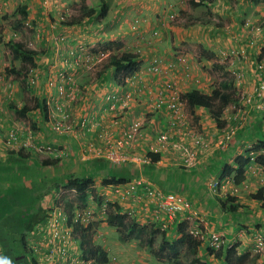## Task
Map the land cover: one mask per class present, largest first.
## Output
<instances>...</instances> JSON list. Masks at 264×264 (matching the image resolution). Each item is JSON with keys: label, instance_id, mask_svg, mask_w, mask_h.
I'll list each match as a JSON object with an SVG mask.
<instances>
[{"label": "crops", "instance_id": "obj_1", "mask_svg": "<svg viewBox=\"0 0 264 264\" xmlns=\"http://www.w3.org/2000/svg\"><path fill=\"white\" fill-rule=\"evenodd\" d=\"M246 3L251 6L245 5ZM204 4L207 5L202 10L204 5L191 7L187 0H0L1 10L10 11V15H18L19 6L24 8L25 15L21 27L26 29L27 33L25 41L19 42L26 45L33 43L36 47L42 46L46 50L45 54L35 52V77L24 81L27 83L29 96L24 97L18 93V87H13L11 91L17 110L30 107L25 116L36 129H33V132L25 130V134L21 133L23 137L13 147L5 145V134L16 128L20 129L23 121L14 114L12 106H7L4 102L7 85L0 81V190L12 192L7 203L0 201V207H14L11 213H4V209L0 213V219H5L6 214H12L14 222L18 224L17 231L24 235L28 243L29 255L30 247L32 254L37 258L34 248L38 246L37 240L41 238L42 233H39L38 227L45 222V209L51 208L60 195V185H65L72 177L89 176L93 179V184L86 190V205L74 206L93 210V218L89 222L92 241L107 252V264H186L190 261L191 251L194 250L206 264H226L224 260L216 259L214 252L208 249L207 243L201 241L199 246L190 250L185 243L173 250L168 249L174 251L182 247L187 248V261L180 259L179 253L172 255L173 258L178 256L177 260L174 258L176 262L171 258H168V262L163 261L158 255L162 241L174 242L182 235V229L184 233L189 234L190 230L196 227L209 234H222L227 245L238 243L237 255L245 251L250 253L245 264H264L260 258L255 259L251 254L255 233L264 236V166L251 161L246 168L244 181L238 185L234 184L232 177L219 181L225 164L232 165L236 156L243 154L257 142L264 141V105L260 100L254 99L250 104L239 102L235 110L223 111L224 127L233 126L234 132L228 144L219 148L215 142L223 136L222 128L216 125L206 109L189 108L182 97L191 89L210 94L216 86L222 90L233 89L236 93L242 91L252 94L255 87L264 83V70L256 69L258 48L264 44V35L260 39L256 38L258 42L253 46L249 45L248 43L254 40L245 42V39H248V34L245 33L247 29L241 27L240 21L242 16L249 18L255 15L263 19L264 6L259 0H211ZM102 5L106 9L103 17L100 14ZM208 9L210 15L206 16ZM182 11L192 13L200 20L185 18V21L179 24L167 20L171 12ZM134 17H140L142 20V27L138 32L130 30ZM0 23L4 25L3 20H0ZM261 23L264 33V21ZM7 28L4 26V30ZM155 28L160 33L168 28L173 37L162 34L161 38H152L151 31ZM37 34H40V37L36 36ZM57 34L64 37L63 42L54 40ZM249 34L250 38H253V35ZM128 39H131V42L125 45L124 42ZM114 41L122 44L124 50H131L137 42L141 43V54L138 58L140 68L137 76L129 80L132 85H126L124 80L123 84L116 83L113 69H100L101 65L95 68V73L91 74L86 84H80V72H74L72 67L68 66L77 92L76 98L65 102L64 105L70 110L73 109L78 117L80 113H88L90 108L101 106L102 102H92L103 99L108 92L113 91L120 95L132 93L133 100L124 114H113V120L108 119L111 116H104L106 122H101L102 127L111 129L113 144L122 141L115 148L118 147L122 154L134 157L119 163L109 161L103 153L98 154L89 147L93 144L96 145L93 148L102 145L97 135L92 136L97 133L98 127L87 135H81L80 132L58 134L52 131L47 122L49 119L46 108L45 112L43 110V103L45 106H51L58 97L56 88H48L47 84H56L57 81L59 83L54 70L56 65L64 60L65 48H78L89 43L94 47H106L111 42L114 45ZM55 45L61 47L56 48ZM177 47V51L174 50ZM242 47L246 54L240 52ZM179 50L184 55L183 65L175 62L173 58L174 53ZM155 53L160 56L161 65L157 74H150L145 68ZM58 58L55 63L54 59ZM49 63L54 67L50 73L44 71ZM184 65L187 68H183ZM228 71L235 72L241 80L233 82ZM214 77L218 78V82L213 81ZM167 82L173 83L181 96L182 102L177 111L181 121L175 118L166 103L159 107L154 106L157 99L162 102L169 100ZM136 118L142 119V127L134 140L126 144L123 134ZM160 132H168L170 143H177L179 148L169 146L162 151L157 150L160 159L152 162L148 153L155 151L154 136ZM196 133L210 143L209 149L201 150L192 144L191 135H197ZM36 143L49 145L56 154H38L34 148ZM183 147L195 149L198 159L192 165L182 162L179 154L181 155ZM56 156L60 160L53 167H41L42 159ZM145 158L149 159V163L143 161ZM108 176L122 177L126 181L122 184H103L102 180ZM134 179L145 180L147 186L155 189L183 195L190 203L189 209L169 218L159 209L155 199L146 194L144 185L127 196L125 187ZM216 181L217 187L213 189ZM260 189L261 199L252 198L251 195ZM2 195L5 197V194ZM227 196L234 197L236 202L245 203L248 207L243 211H224L217 198L225 199ZM1 197L0 195V200ZM98 197L103 200L100 201ZM111 198L113 203L118 205L120 213L128 214L129 220L133 219V223L135 221L143 228L133 227L132 233H129L128 224L122 232L109 225L105 207H109L106 202L111 203ZM35 205L42 209L44 217L30 227L26 223L30 215L25 217V214L26 210ZM100 236L103 239L101 242L97 240ZM149 239L152 241L150 244ZM71 252L78 259H85L83 248L76 239L75 244L71 246ZM6 261L0 245V264H7Z\"/></svg>", "mask_w": 264, "mask_h": 264}, {"label": "built area", "instance_id": "obj_2", "mask_svg": "<svg viewBox=\"0 0 264 264\" xmlns=\"http://www.w3.org/2000/svg\"><path fill=\"white\" fill-rule=\"evenodd\" d=\"M170 17L173 18L174 16L171 14ZM86 47L87 46H81L80 50H83L82 48ZM74 51L76 52L75 54L73 53ZM78 52L80 51L77 49H71L69 51V58L65 59L66 66H68V63L72 62L78 67L85 66L87 68H97L108 55V52H104L100 49L94 50L93 53H87L84 51L81 55L78 54ZM77 55L79 56L76 57ZM175 60L178 63H182L184 56L178 54L175 56ZM159 61L160 60L158 58L153 59L152 64L148 68L150 74H157V72H159ZM257 68L259 70L264 69V56L258 62ZM185 71L189 72V70ZM34 72V68L29 69V78H32V74ZM66 72L67 71L59 69L56 73L59 83L57 81L56 84H54V82H49L47 84L48 88L55 87L58 92L57 99L52 102L53 105L49 106L48 123L50 124L52 131L58 134L73 131L75 123H78L79 126L84 128L86 131H91L95 126H99L100 124L97 122H92L94 120H89L87 116L80 115L75 117L73 113L74 110H70L64 105L65 102L74 100L76 98L77 92L73 76ZM166 88H168L170 91L169 100L162 102V100L157 99L154 102V106L159 107L166 103L167 107L170 109L175 118L181 121V116L177 114L182 102L178 88L171 82L166 83ZM11 91L12 90H8V96L12 95ZM239 99L240 102L243 101L245 104H250L254 99H258L261 101L260 103L264 105V83H261L259 86L255 87L252 94H241ZM131 100H133V95L131 92H126L122 95L116 94L115 92H109L104 96L105 109L110 111L112 114L119 116L117 113L120 112L124 114ZM233 107L237 108L238 106L234 104ZM142 124V119L140 118H136L131 121L129 128L126 129L123 134V141L126 144H129L130 141L134 140L136 135L139 134ZM108 129L109 127L105 128L100 126L97 136L101 138L103 147L96 148V152L98 154L103 153L106 158L113 163H119L124 160L133 159L134 157L119 152L118 147L115 148L117 144H120L122 141H119L117 144H113L111 140L112 132L111 129ZM18 130L19 128H16L14 131H10L6 134V140L4 142L5 145L13 147L16 143H18ZM222 132L223 136L217 139L215 142L216 146L219 148H223L228 144V141L233 135L234 127L227 126L226 128L222 129ZM196 134L197 135H191L192 144L201 150L209 149L210 143L206 141L205 138L200 134ZM169 136L170 134H166V132H160L157 134L155 140L156 142L153 143V148H155L154 152H157V150L162 151L169 146L179 148L177 143H170ZM39 149L47 150L49 153H55V151L52 150L50 146H44L43 144H41ZM180 153L181 155L179 154V156L181 157L182 162H184L186 165H192L196 159H198L197 153L193 148L183 147ZM136 159L139 160L138 157H136ZM143 161L149 163V159L147 158L143 159ZM145 183L146 181L141 179L131 180L125 187V194L129 196L134 191H136L137 188L144 185L146 194L155 199L159 209L162 210L169 218H173L175 214L183 211L186 212V210L189 209L190 203L183 195L155 189L147 186ZM217 184L218 182L216 181L212 188L215 189ZM61 193L62 192L60 191V195ZM60 195L57 197L53 206L48 209L45 222L40 224L38 227L39 233H42L40 234L41 238L37 240L38 246L34 248L35 252L37 253V258H35L37 259L38 264H88L81 258L78 259L77 257L71 256L73 254L71 252V246L75 244L73 226L76 224H88L93 218V210L88 207L76 208L70 214L60 201ZM190 233L199 241L206 242L207 245L214 250L218 249V247H220L221 243L224 241L220 234H209L201 231L199 228L190 230ZM254 250L260 253V255L264 254V239L260 235H257L256 237Z\"/></svg>", "mask_w": 264, "mask_h": 264}, {"label": "trees", "instance_id": "obj_3", "mask_svg": "<svg viewBox=\"0 0 264 264\" xmlns=\"http://www.w3.org/2000/svg\"><path fill=\"white\" fill-rule=\"evenodd\" d=\"M209 2H211V0H207L206 3ZM189 4L192 7H196L198 5H201L202 2H196L194 0H190ZM102 6L103 7L100 11V14L103 17L106 13V9L104 5ZM17 10L19 11L20 15L16 18V21L19 25H21V21L25 15L24 8L19 6ZM186 14L187 13H185L184 15ZM206 15H210L209 9L207 10ZM187 17L193 18L195 20H200L199 17H195L192 14H187ZM111 43H108L107 45ZM9 44H10L9 46L11 47V52L13 57L15 59L20 60V66L16 70V73H18L25 81L28 79L27 73L29 68L36 66L35 51H32L27 47L26 44L19 42L18 40H15L13 38L9 39ZM117 45L119 46L120 43L119 44L116 43V46ZM139 57L140 56L136 51H130V50H125L122 52H114L108 55L106 59V67L113 68L114 77L116 75L115 77L116 83L118 82V84L119 83L123 84L124 82H122L123 81L122 79L124 78V76L132 75L139 69V64H140V61L138 60ZM11 71H15V70L11 69ZM3 77L4 76H0V80L1 79L3 80L4 79ZM182 97L185 99L189 108L198 107V108L206 109L210 117L215 121L216 125L219 128H224L225 126V122L224 120H222V114L226 106L230 103L232 104L233 102L235 103L240 102L239 96L235 90L233 89L222 90L216 87L212 89L210 94H205L198 89H191L186 91L182 95ZM27 109L25 107H22L19 110L15 108L16 112L21 116L26 115L25 112L27 111ZM43 110L45 112L44 103H43ZM148 155L151 158L152 162H157L160 159L159 152H149ZM59 160L60 159L56 156L50 159H42L40 161V164L41 167L43 168H51L53 167V165L58 163ZM251 161H253L254 163L260 166H264V141L257 142L256 144L252 145L250 149L246 150L243 154L236 156L232 165L225 164L220 172L219 181L224 178L232 177L234 184L238 185L242 183L245 179L246 168L248 167ZM125 181L126 180L122 177L117 178L113 176H108L102 180V183L122 184ZM92 184H93V179L89 176H86V177L69 178L65 185L68 188H74L78 200L81 202V205L85 206L87 201L85 193L86 190L89 187H91ZM260 192L261 189L257 193L252 194L251 197L254 199H261L262 195ZM98 199L101 201L100 197H98ZM217 200L221 208L227 212L243 211L246 210V208L248 207L247 204L242 202H236L235 198L230 196H227L225 199L217 198ZM106 205H109V207H105L107 223L111 226H115L118 232H120L123 229H126L127 224L128 227L130 228L129 233H132L133 227H137L139 229L143 228L140 227L139 224H136L135 221L133 223L131 221L133 219L129 220L128 214L120 213L118 211V205L116 204V202L115 203L106 202ZM65 208L67 207L65 206ZM1 212L2 211H0V213ZM4 216L5 219H3L1 225L7 223L8 227L4 229L0 225V245L2 247L4 257L7 260L6 261L7 264H38L37 259L30 257L31 255L27 253L28 243L24 238L23 234H21L20 237L22 252L18 254L14 252V242L16 240L15 238L12 237L15 235V230H17L18 224L14 222L12 214H6ZM181 231H182V235L178 239L174 240V242L162 241L159 246V252L168 249L173 250L176 247H178V245L184 243L187 245L189 250L199 246L200 241L198 242V240L192 238L190 234L184 233L183 229ZM74 232L76 234L75 239L80 243L81 248H83L85 259H91L93 261L92 264H107L108 262L107 252L104 249H102L101 246L94 244L92 241V232H91L90 223H88L86 226L75 225ZM148 242L149 244L152 243L151 239H149ZM237 246L238 243L236 244L232 243V245L231 244L227 245L225 242H222L221 246L218 247V250L214 252V257L218 260H224L226 264H245V261L249 259L250 253L248 251H245L243 254L237 255V249H236ZM194 252L195 250L191 251L190 261L187 262L186 264H205L203 261L199 259L198 255H196ZM252 253L253 252L251 251V254ZM252 255L255 259L257 256H260L257 254H252ZM178 264H183V263L178 262Z\"/></svg>", "mask_w": 264, "mask_h": 264}, {"label": "rangeland", "instance_id": "obj_4", "mask_svg": "<svg viewBox=\"0 0 264 264\" xmlns=\"http://www.w3.org/2000/svg\"><path fill=\"white\" fill-rule=\"evenodd\" d=\"M242 1L243 0H241V2ZM252 1L254 2V0H252ZM260 4L262 6H264L263 5L264 3L261 0H260ZM245 5H248L249 7L251 6V5L247 4V3ZM232 8H234V6H232ZM203 9H205V7H202V10ZM9 12L10 11H2L1 8H0V20H3V23H4V25H1L2 23L0 24V33H1L0 34V39H1L0 40V75L1 76H4L3 77L4 78L3 79L4 81L2 79L1 80L5 84H8L7 85L8 87H10V86L16 87V88L18 87L19 88L18 89L19 90L18 93L20 92L21 95H23L24 97H28L29 96V90L27 89L26 83L24 82V80L22 79V77L18 73H16V70L20 66V60L19 59H15L13 57L12 52H11V47L9 46L10 45L9 44V39H11V38L24 42L25 41V37H26V33H27L26 31L27 30L26 29L24 30L21 27V25H19L17 23V21H16V18L20 15V13H18V15H16V16L15 15L13 16V15H10ZM183 12L188 13L187 11H182L181 12L182 15H180L181 18L185 17L183 15ZM10 16H13V18H9ZM263 16H264V11H263ZM14 17H15V19H14ZM167 18H168L167 20L169 22H171L170 21V18L169 17H167ZM6 19H7V21H6ZM246 20H249V22L252 23L253 25H256V26L260 27V30L259 29L250 30V29H247V27L245 28V29H247L245 31V33L248 34V39H245V42H247L248 40H251L250 34H249V33H251L253 35V37H254V38H252L254 40V42L248 43V44L253 46V44L257 41L256 38H259L260 39L262 37V35H264V33H262V30H261L262 29L261 28V25H262L261 22L264 21V17H263V19H260V17H257V16L254 15L253 17L252 16H249V18H247L246 16H242L240 18V21H242L243 23ZM174 21L177 22V24H179L181 22L179 20V18L178 19H175ZM242 22H241V24H243ZM4 26H6L8 28L6 30H4ZM163 27H165V25ZM241 27L244 28V25H242ZM165 29L166 30H164L163 33H160L159 31H156V28L155 29H152V31H151V37L154 38V37H158L159 36L161 38L162 37V34L163 35L166 34V35H168L170 37H173L171 31L168 28H165ZM154 32H156V33H154ZM243 33L244 32H242V34ZM55 36L58 38L59 34H57ZM242 37H243V35H242ZM129 42H131V39H128V41L126 40V42H124V43H125V45H128ZM116 43H114V45L109 44L106 47H100V46H97V45H96L97 47H94V46H92L90 44V46L87 45L86 48H82L83 50H80V47L81 46H79L78 48H76V47H68V49L69 50L70 49H77L78 51H80V52H78V54H80V55L83 54L84 51H86L87 53H93L94 50H97V49L98 50L99 49H105L107 47H110L111 48L110 52H122V51H124V48H122V46H121L122 44H120L119 46L118 45L116 46ZM60 47L61 46H56V48H60ZM62 48L64 49V47H62ZM178 48L179 47L175 48L174 50L177 51ZM65 49H66L67 52H69L67 50V48H65ZM66 51H64V58H65ZM35 52H38L40 54H45L46 50L42 46H39V47L37 46ZM240 52H244V54H246V51L244 50V47H242L240 49ZM73 53L75 54L76 52L74 51ZM57 55H58V53H57ZM89 55H91V54H89ZM78 56L79 55H77L76 57H78ZM58 60H59V58L58 59H54V62L56 63V61H58ZM63 63H64V61L62 60V62L60 64V69L61 70L68 71V69H65V68L68 67L69 65H71V67H72V69H73L74 72L76 70H78V72H80L82 78H84V79H82V78L78 79V82L80 84H81V82L83 84L84 83L86 84L89 81V78H90L91 74L93 75L95 73V71L93 70V68L82 67L81 69H78V67L74 63H72V62L68 63V66H65ZM48 65L49 66H47L46 68H44L45 69L44 71H48V73H50L52 70H54V67H51L53 65L51 63H49ZM58 65H56V66H58ZM184 67H186V65H184ZM40 68H42V66H40ZM11 69H13L15 71H11ZM216 75H218V74H216ZM34 77H35V75L33 76V78ZM229 78H231V80H233V82H235L236 80H241L239 78V76L235 72H232V71L229 72ZM213 81L214 82H218V78L214 77L213 78ZM237 94L238 95H241V94H243V92L242 91H238ZM13 96L12 95H9V96L5 95L4 102L6 103L7 106H10V107L12 106V109H13L14 114L19 119H22V121H23L21 123V125H20V129L18 130V134H19L18 137H19V140H20V138L23 137V135H21V133H24L25 134V130L26 131L33 132L36 129L33 126L30 125L29 120L26 118V116H21L20 114H18L16 112V110H15V104H16V102L14 100H12ZM32 96H34V95H32ZM0 102H1V99H0ZM101 102H102V98H100L97 101H93L92 103L93 104H95V103L98 104V103H101ZM30 103H32V102H30ZM28 108H30V107H28ZM98 110H99L98 108H96V110H95V113L97 114V117H95L96 122L102 121L99 118V111ZM88 118H90V116H88ZM30 126H31V128H30ZM166 134H169V133L166 132ZM154 137H155V140H156V136H154ZM99 143L100 144H103L102 141H100ZM36 144H37V146H36ZM36 144H35V147L34 148H35V151L38 154H43L44 155L45 153H47V154L49 153V151H47V150H43V149L40 150L39 149V147L41 146V143H36ZM44 146H49V145H44ZM95 147H96V145H95ZM60 186H62L60 188V191L62 192L61 197H60V201H62L64 203V205L67 207V209L71 210V209H73V208L76 207V206H74L75 204H77V205H80L81 204V202L78 200V197H77V195H76L75 192L71 191V189H69L65 185H60ZM0 191H1L0 192V195L2 196L0 201H2L4 203H7L8 200H9V196L12 194V192L11 191H4V190H0ZM2 194H5V197H3ZM102 200H103V198L101 199V201ZM111 200H112L111 203H113V198H111ZM107 201H109V200H107ZM89 205H91V204H89ZM90 207H92V206H90ZM4 209H5V207L4 208H0V211H3ZM9 209L10 208H6L5 209L6 212H4V213H8V212L11 213L10 211L12 209H14V207L11 208L10 210ZM47 209H45V210H47ZM25 215H26L25 217H27V216L30 215L27 218V220H26V223L29 224L30 227H33L36 223H39L43 219V217H44V214H43L42 209H39V207L37 208V205H35L34 207L29 208L28 210H26V214ZM2 222H3V218L0 219V225H1ZM1 226L4 229L8 227L7 223H4V225H1ZM10 227H12V226H10ZM20 237H21V233H19V231L15 230V235L12 238H15V240H16L14 242V252L17 253V254L22 252V246H21V243H20L21 242L20 241ZM97 240L99 242H101L103 240L102 239V236H100ZM152 247H154V245H152ZM178 253L180 254V256H179L180 259H183V260L187 261V259H188L187 256H189V250L187 248H185V247L184 248L182 247L181 249L178 248V249H176L174 251L163 250V251H160L158 255L162 257V260L163 261H167L168 262V258H171V259H173V261L176 262V260L178 259V256L174 257L176 259V260H174V258L172 257V254L179 255Z\"/></svg>", "mask_w": 264, "mask_h": 264}, {"label": "clouds", "instance_id": "obj_5", "mask_svg": "<svg viewBox=\"0 0 264 264\" xmlns=\"http://www.w3.org/2000/svg\"><path fill=\"white\" fill-rule=\"evenodd\" d=\"M189 1L190 0H187V3H189ZM194 1H196V2H202V4L201 5H207V4H204L205 2H207V0H202V1H200V0H194ZM260 1V0H259ZM262 2H264V0H261ZM201 5H198V6H201ZM192 7V6H191ZM203 7H205V6H203ZM206 8V7H205ZM206 12H207V10H206ZM186 12H183V15L185 14ZM173 15L174 17L173 18H171L170 17V15ZM187 14H191V13H187ZM187 14L186 15H184L185 17H183V18H181L180 17V15H182L181 14V12L179 13V12H177V13H170V15H169V18H170V20H175V19H178L179 18V20L181 21V23L183 22V21H185V18L188 20V17H187ZM193 15V14H192ZM206 16H209V15H206ZM136 20H137V22H136ZM142 20H141V18L140 17H134L133 18V20H132V22H131V26H130V30L131 31H133V32H138L139 30H140V27H142ZM243 23V22H242ZM242 25H244V27L246 28L247 27V29H250V30H256V29H260V27H258V26H256V25H253L252 23H250L248 20H246V21H244V23L242 24ZM262 28V27H261ZM262 30V29H261ZM156 31H158V30H156ZM154 33H156V32H154ZM36 36H38V37H40V35L39 34H37ZM254 38V37H253ZM252 39V38H251ZM16 40V39H15ZM54 40L55 41H57L58 43L59 42H63V40H64V37L62 36V35H59L58 36V38L55 36L54 37ZM19 41V40H18ZM8 42V41H7ZM256 42H258V41H256ZM92 46H93V44H91ZM89 46H90V43H89ZM27 47H29V49H31L32 51H35L36 50V46H35V44H33V43H28V45H27ZM141 43L140 42H137L136 43V46H133V49H131L130 51H136L138 54H139V56H140V54H141ZM67 50L68 51H70L68 48H67ZM100 50H103L104 52L106 51V52H108V55L111 53H114V52H110V50H111V48L110 47H107V48H105V49H100ZM125 51V50H124ZM258 51H259V57H258V62L260 61V59L264 56V44L263 45H261L259 48H258ZM178 54H181V55H183V52L181 51V50H179L178 52H176V53H174V55H173V58H174V60H175V56L176 55H178ZM108 55H107V57H108ZM184 56V55H183ZM107 57L103 60V62L101 63V68L100 69H105V67H106V59H107ZM152 58H151V60L149 61V64L147 65V67L145 68V71L146 72H148L149 73V71H148V68H149V66L152 64V61H153V59L154 58H158L160 61H159V64L161 65V59H160V56L157 54V53H155V54H153L152 56H151ZM69 58V52H67L66 51V54H65V58H64V65H65V59H68ZM184 61V60H183ZM175 62H177L176 60H175ZM258 62H257V64H258ZM178 63V62H177ZM183 63V62H182ZM182 63H180L181 65H183ZM60 64L61 63H59V65L55 68V72L57 73V71L60 69ZM257 64H256V69L257 70H259L258 68H257ZM169 65H171V63L169 64ZM66 66V65H65ZM69 66H71V65H69ZM78 67V66H77ZM82 67H85V66H82ZM82 67H78V69H81ZM30 68H34L35 69V72L32 74V78H33V76L35 75V73H36V71H37V68H36V66H34V67H30ZM29 68V69H30ZM140 68V67H139ZM183 68H187V66L186 67H184L183 66ZM65 69H67V67L65 68ZM100 69L98 70V71H100ZM111 69H113V68H111ZM93 70H95V68H93ZM139 70V69H138ZM137 70V71H138ZM262 70H264V69H262ZM262 70H259V71H262ZM97 71V72H98ZM137 71L135 72V73H133L132 75H129V76H124V78L122 79V80H124L125 81V83H126V85H132V84H130L129 83V80H131L132 78H135L136 76H137ZM68 72V71H67ZM113 72H114V70H113ZM69 73V72H68ZM1 76V75H0ZM29 76V70H28V73H27V78H29L28 77ZM115 77H116V75H115ZM135 83V82H134ZM133 83V84H134ZM6 85H8V84H6ZM7 87V90H6V94H7V92H8V90H13L14 88L12 87V86H10V87H8V86H6ZM217 88V87H216ZM127 91H130V90H127ZM111 92H113V91H111ZM109 93V92H108ZM108 93H106V94H108ZM116 93V92H115ZM105 94V95H106ZM243 94H248V93H243ZM104 95V96H105ZM7 96H8V94H7ZM104 96H103V99H102V104H101V106H96L99 110V118L102 120V121H99V122H97L98 124H100L99 126H95L94 128H93V130L95 131V128L96 127H98V128H100V126H101V122H106L103 118H104V116H111V118H109L108 117V119L109 120H113V114L110 112V111H108V110H106L105 109V103H104ZM238 96H240V95H238ZM182 100V99H181ZM240 100V99H239ZM239 103V102H238ZM238 103H235V102H233L232 104L230 103V104H228L227 106H226V108L224 109V111L225 110H227V111H229V109H234L235 110V107H233V105L234 104H238ZM238 106V105H237ZM45 108H46V110H47V113L49 112V105H47V106H45ZM92 109V110H91ZM95 110H96V108H90V110H89V112L87 113V112H84V113H80L81 114V116H90V118H88L89 120H91V119H93L94 121H92V122H96V120H95V117H97V114L95 113ZM73 113H74V111H73ZM101 115V116H100ZM74 116L75 117H77L76 115H75V113H74ZM48 122V121H47ZM110 123V122H109ZM49 124V123H48ZM50 125V124H49ZM224 128H226V127H224ZM224 128H222V129H224ZM196 130V129H195ZM92 131V130H91ZM91 131H86L84 128H82V127H80L79 126V124L78 123H75L74 124V128H73V131H71V132H67V133H64V134H73V133H79L80 132V134L81 135H87V134H89V133H91ZM8 133V132H7ZM6 133V134H7ZM99 133V130H97V133H93V135L92 136H95V135H97ZM6 134H5V136H6ZM99 138V140H101V138L100 137H98ZM102 141V140H101ZM9 147H11V146H9ZM89 147H91V149H94V150H96V148H93V147H95V145L93 144L92 146L91 145H89ZM102 148L103 147V144L102 145H100V146H98L97 148ZM89 151V150H88ZM252 156V155H251ZM69 189H71V191H73V192H75V190H74V188H69ZM62 194V193H61ZM60 197H61V195H60ZM62 202V201H61ZM63 203V202H62ZM63 205H64V203H63ZM64 207H65V205H64ZM76 208H80V207H78V206H76L75 208H73V209H71V210H69V209H67V208H65L67 211H68V213H72L73 212V210H75ZM48 209H50V208H48ZM48 209L46 210V212L48 211ZM76 225H80V224H76ZM87 225V224H86ZM86 225H81V226H86ZM75 226V225H74ZM74 226H73V230H74ZM193 229H198V227H196V228H193ZM193 229H191V230H193ZM189 234L193 237V238H195L190 232H189ZM74 235H75V232H74ZM257 235H260V236H262L260 233H255V235H254V247H253V253L252 254H257V255H260V253H258V252H256L255 250H254V248H255V240H256V237H257ZM221 237L223 238V242H225V239H224V237H223V235L221 234ZM262 238L264 239V236H262ZM195 239H197V238H195ZM198 240V239H197ZM199 241V240H198ZM202 242V241H201ZM229 245V244H228ZM208 246V245H207ZM221 246V245H220ZM208 249L210 250V251H212V252H215L216 250H218V249H216V250H214V249H211L209 246H208ZM29 250H31V252H30V254H31V256L30 257H32V258H35V256L32 254L33 252H32V249L29 247ZM72 257H77V256H75L74 254H72L71 255ZM258 258H260L261 259V261L262 262H264V255H260V256H257ZM82 260H84L85 262H87L88 264H92V260H87V259H83V258H81ZM205 263V262H204ZM206 264V263H205Z\"/></svg>", "mask_w": 264, "mask_h": 264}]
</instances>
